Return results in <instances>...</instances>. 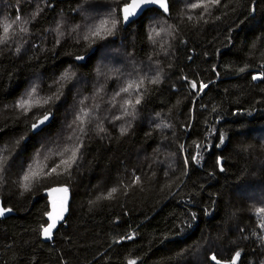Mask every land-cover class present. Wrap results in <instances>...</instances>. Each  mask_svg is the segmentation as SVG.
<instances>
[{
	"label": "trees",
	"instance_id": "16d2710c",
	"mask_svg": "<svg viewBox=\"0 0 264 264\" xmlns=\"http://www.w3.org/2000/svg\"><path fill=\"white\" fill-rule=\"evenodd\" d=\"M168 1L167 14L126 27V0H0V41L11 25L0 42V206L12 209L0 217V264H216L213 254L230 264L236 251L238 264H264V79L253 80L264 73V0ZM140 80L139 105L134 90L115 96ZM191 81L209 87L196 95ZM128 99L135 119L122 116ZM48 110L49 150L33 144L22 166L17 142ZM77 148L75 163L45 175ZM63 186L69 210L49 241L41 226Z\"/></svg>",
	"mask_w": 264,
	"mask_h": 264
},
{
	"label": "snow or ice",
	"instance_id": "6c2138e0",
	"mask_svg": "<svg viewBox=\"0 0 264 264\" xmlns=\"http://www.w3.org/2000/svg\"><path fill=\"white\" fill-rule=\"evenodd\" d=\"M47 2V0H45ZM208 3L212 5H217L220 3V0H208ZM51 7V5H49ZM197 7H203L205 12L209 11L208 4L207 3H199V4H193L192 8H197ZM42 10V9H40ZM122 21L124 25L131 26L132 24H140L141 26L144 25L145 21H151L155 19V13L162 11L164 14H167L169 11L168 7V0H131V2H126L124 3V6L122 8ZM254 11V9H253ZM203 16V13L201 14ZM191 19V17H189ZM16 20L19 21L20 17L17 16ZM11 25L5 26L3 29V32L5 34L4 41L0 42H6L7 39V34L9 33ZM116 28V23H113L112 29L107 30V36L113 35V32ZM21 31L26 32L27 29H21ZM159 35V32L156 33ZM93 36L100 37L101 39H106V36H101L100 34V29H97L94 33ZM85 39H88V37H85ZM149 39H151V35L149 36ZM114 42V41H113ZM57 43H59V40H57ZM104 47H107L105 45ZM98 51V49H97ZM94 54V53H93ZM77 61H84L85 57L83 56H77L75 58ZM215 70V69H214ZM244 69H241L243 71ZM104 72H100V76H103ZM218 75V73H217ZM187 80V77L184 78ZM257 79H264V73H261L260 75H254L253 80ZM159 76H157L156 79H153L151 83L156 84L159 83ZM143 85V80H140L138 84L135 85V88L133 84H128L126 87H122L119 92L115 94V96H120L121 93H130V91H136L137 92V98L135 100V105H139L141 103V95H140V88ZM75 87V86H73ZM189 87L191 90L196 94L199 95L200 93L204 92L205 89L209 87L208 83L200 82L199 83V88L197 87V82L196 81H191L189 82ZM35 91V89H33ZM71 91V89H69ZM63 96V93L61 92L59 95L56 96V101H60L61 97ZM115 99V97L113 98ZM29 101L23 100L18 106L20 108H24L26 104H28ZM47 103V102H46ZM66 103V100H65ZM195 103V101H193ZM135 105L133 104V101L131 99L125 100L123 105H121L123 112L122 116H129L135 119ZM64 105L63 103L58 104L57 106V111L59 108H62ZM115 106V104H113ZM215 110V109H214ZM121 115H117L113 118V120H119L122 119ZM75 120H79L80 117L77 115L74 117ZM57 122L56 115L53 111L48 110L43 114L42 119L37 120L36 122L32 123L30 125L31 129V137L28 139H25L24 137L21 138V141H18L17 143L24 142V149L21 152V156L18 157L20 159V163L23 166L24 161L22 159L23 156V151H26L29 147H31L33 144H38L40 145L41 149L44 150H49L50 142L46 143L48 141V134L50 133L51 129L55 127ZM67 129L69 130H74L73 129V124L69 123L67 126ZM81 131H83L81 129ZM100 132L104 131L103 127L99 128ZM121 135H124L127 132V128L121 127L120 128ZM71 139V137H69ZM220 144H223V139H220ZM219 146V145H217ZM181 148L183 149V145H181ZM78 152L79 149L77 148L76 151H73L71 153V156L67 160H61L60 164H56L55 166L51 167L49 171L45 174L46 176H51L53 174L60 175L61 173L57 172V169L60 167L61 164H66L71 166V163H75L76 160L78 159ZM40 156V151L38 150L36 153L33 155V163H35V158ZM192 160L196 161L197 163L199 162V154L195 155L192 157ZM188 159L185 158V164L187 165ZM7 159L6 158H0V175L2 173L7 171ZM221 171H223V168H221ZM37 176V172L33 170L32 165H28L27 171L23 174L22 180L24 183L21 184V187L25 190L28 191L31 187V181ZM140 182V177H136L133 183H139ZM52 191L60 192L63 195L60 197L59 202L57 203L56 201H53L52 208L53 210L49 213H47L48 216V223L46 226L42 225L41 226V233L43 238L46 240L51 241L53 239V230L57 228V224L60 221H64L65 214L68 212V193L69 189L66 186L59 187L56 189H52ZM118 188L117 187H112L106 195H103L101 197H97V201L101 198L103 199H112L114 197V194L117 193ZM96 201H93L92 203H95ZM12 211L11 208H6L3 206H0V217L5 216L6 213H10ZM261 213H264V208L259 209ZM193 219H195V215L193 214L192 216ZM262 229H264V223L259 225ZM135 233L128 235L127 237L121 238V239H128V240H133L135 238ZM259 239L264 242V236L259 237ZM119 243L120 241H116ZM240 251H236L234 256L231 258L230 264H238V261L240 259ZM212 261H215L216 264H221V261H219L216 257V255H212L210 257ZM127 264H137V261L135 259H130L127 261Z\"/></svg>",
	"mask_w": 264,
	"mask_h": 264
},
{
	"label": "water",
	"instance_id": "95a60500",
	"mask_svg": "<svg viewBox=\"0 0 264 264\" xmlns=\"http://www.w3.org/2000/svg\"><path fill=\"white\" fill-rule=\"evenodd\" d=\"M131 2V1H130ZM168 7H169V10H170V4H169V1H168ZM123 8V7H122ZM122 8H121V10H122ZM169 12V11H168ZM121 17H122V11H121ZM122 23H123V21H122ZM124 24V23H123ZM92 51H95V48H92ZM42 119V118H41Z\"/></svg>",
	"mask_w": 264,
	"mask_h": 264
},
{
	"label": "rangeland",
	"instance_id": "374dc122",
	"mask_svg": "<svg viewBox=\"0 0 264 264\" xmlns=\"http://www.w3.org/2000/svg\"><path fill=\"white\" fill-rule=\"evenodd\" d=\"M256 75H260V74H256ZM58 196H59V194H58ZM7 214V213H6Z\"/></svg>",
	"mask_w": 264,
	"mask_h": 264
}]
</instances>
